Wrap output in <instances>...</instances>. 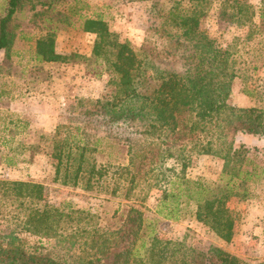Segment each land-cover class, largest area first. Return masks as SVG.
Here are the masks:
<instances>
[{
	"label": "trees",
	"instance_id": "trees-1",
	"mask_svg": "<svg viewBox=\"0 0 264 264\" xmlns=\"http://www.w3.org/2000/svg\"><path fill=\"white\" fill-rule=\"evenodd\" d=\"M54 2L5 0L0 55L13 53L19 13L31 10L37 16L43 13L38 5H47L48 13ZM153 6L156 23L138 47L121 39L102 16H79L82 29L97 36L95 53L102 48L103 55L93 63L94 76L107 77L109 88L100 98L79 99L68 122L32 146L34 153L56 160L53 180L64 185L101 191L112 172V193L122 189L128 202L121 221L73 232L76 211L43 202L44 182L2 179L0 194L18 201L29 231L61 246L29 249L19 231L1 224L0 264H264L247 262L220 246L204 251L147 232L151 220L133 201L137 188L148 192L163 181L158 213L165 219L190 214L223 240L233 239L236 216L230 203L251 197L264 181V150L236 142L240 133L264 136V91L244 83L242 91L260 104H228L233 81L240 76V47L251 48L257 59L264 57V0L258 10L250 0H154ZM210 17L219 25L218 33L203 26ZM45 20L51 24L36 38L37 57L68 62L76 54L57 52L56 27ZM231 26L243 34L225 43L219 37ZM175 64L185 70L165 68ZM192 152L220 162L215 179L185 174ZM170 161L182 170L168 166Z\"/></svg>",
	"mask_w": 264,
	"mask_h": 264
},
{
	"label": "rangeland",
	"instance_id": "rangeland-1",
	"mask_svg": "<svg viewBox=\"0 0 264 264\" xmlns=\"http://www.w3.org/2000/svg\"><path fill=\"white\" fill-rule=\"evenodd\" d=\"M250 1L258 10L261 0ZM153 3L154 0H55L48 13H45L47 5H38L37 10L43 13L37 16L31 10L17 15L20 33L13 53L11 56L3 52L0 55V180L44 182L46 199L43 202L76 211L70 222L74 224L73 232L96 225H116L126 211V197L122 189L112 193L115 186L112 172L104 177L106 182L101 191H87L83 187L54 181L55 169L51 164L56 160L34 153L32 146L39 144L42 136H52L60 124L67 123L79 99L100 98L109 88L107 77L94 76L96 64L93 63L103 55L102 48L99 46L100 53H95L97 36L82 29L79 16H102L121 39L138 47L143 43L147 30L156 23ZM4 5L5 0H0V15ZM46 18H50L52 26L56 27L57 52L76 54L68 62H46L37 57L36 38L44 34L47 25L51 24ZM203 26L214 33L219 25L210 17ZM230 28L219 37L225 43L243 34L242 29L236 26ZM240 49L242 52L236 59L240 76L233 81L228 104L233 107L258 105L260 100L245 94L242 89L246 83L253 89L264 91V57L255 58L249 47ZM253 62L257 68H253ZM165 68L185 70L181 64ZM236 142L264 150V136L240 133ZM168 166L177 171L183 167L174 165L172 161ZM219 172L220 162L210 155L192 152L186 160L185 174L189 177L215 179ZM161 182L148 192L140 187L134 192L133 201L142 205L151 220L147 232L164 239L179 240L188 247L204 251L220 246L247 262L264 260V181L256 186L251 197L234 198L230 203V209L236 216L235 234L231 241L223 240L190 214L179 220L165 219L159 214V201L163 195ZM26 217L18 201L4 192L0 194V225L12 226L19 231L29 249L36 245L61 246L55 240L50 244L30 232Z\"/></svg>",
	"mask_w": 264,
	"mask_h": 264
}]
</instances>
